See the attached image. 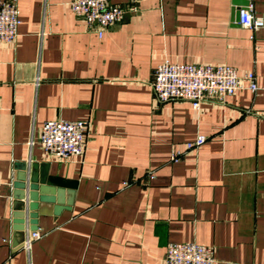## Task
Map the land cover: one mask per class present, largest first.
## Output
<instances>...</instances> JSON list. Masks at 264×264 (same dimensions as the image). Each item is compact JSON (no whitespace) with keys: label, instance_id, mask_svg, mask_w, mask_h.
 I'll return each mask as SVG.
<instances>
[{"label":"crops","instance_id":"1","mask_svg":"<svg viewBox=\"0 0 264 264\" xmlns=\"http://www.w3.org/2000/svg\"><path fill=\"white\" fill-rule=\"evenodd\" d=\"M249 5L264 22V0H137L98 38L66 0H18L16 43L0 42V264H162L171 243L210 246L215 264H264V27L236 21ZM163 62L252 72L259 92L199 110L158 103ZM60 120L90 122L81 158L59 163L38 145ZM24 166L70 203L56 217L41 204L28 251L27 225L12 244Z\"/></svg>","mask_w":264,"mask_h":264},{"label":"built area","instance_id":"2","mask_svg":"<svg viewBox=\"0 0 264 264\" xmlns=\"http://www.w3.org/2000/svg\"><path fill=\"white\" fill-rule=\"evenodd\" d=\"M129 2L131 6L125 10L113 5L111 0H66L75 17L84 23L86 29L94 31L98 38L109 27L119 23L127 11H135L133 5L137 0ZM20 23L18 0H0V42L15 44ZM238 24L252 31L264 27L263 19L254 15L251 5L240 10ZM150 86L156 102H187L194 110H199L205 100L223 103L227 97L240 91L259 92L254 73L240 75L226 65L163 62L154 69ZM90 126L89 121H48L41 127L38 145L56 162L79 159L84 154ZM205 141L206 137L197 136L185 144L184 151H174L171 161H178L186 151L201 147ZM41 236L42 233L38 231H26L22 248L28 251ZM162 264H215L214 251L212 247L202 244L171 243Z\"/></svg>","mask_w":264,"mask_h":264},{"label":"water","instance_id":"3","mask_svg":"<svg viewBox=\"0 0 264 264\" xmlns=\"http://www.w3.org/2000/svg\"><path fill=\"white\" fill-rule=\"evenodd\" d=\"M239 13H236L237 22L239 21ZM35 170V166H30L29 171L27 166H24V173L21 172L17 176V181L12 185L14 189L13 209L15 210L13 213V223L15 225L13 228L15 233L13 246L19 244L26 225L30 232L38 231L37 219L39 215H45L47 212L44 207H41V204L55 206L52 213L54 217L58 215V211L66 210L70 206V203H62L59 197L61 193L47 187L43 180H37Z\"/></svg>","mask_w":264,"mask_h":264}]
</instances>
